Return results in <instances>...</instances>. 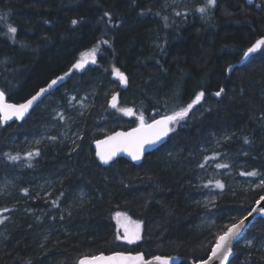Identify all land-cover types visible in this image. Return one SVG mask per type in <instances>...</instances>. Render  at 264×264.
Wrapping results in <instances>:
<instances>
[{"label":"trees","instance_id":"obj_1","mask_svg":"<svg viewBox=\"0 0 264 264\" xmlns=\"http://www.w3.org/2000/svg\"><path fill=\"white\" fill-rule=\"evenodd\" d=\"M261 38L264 0H215L212 6L207 0H0V90L7 99L20 103L64 77L26 119L0 120V176L20 161L21 183L31 172L62 175L45 197L0 196V264H77L81 256L114 251L180 255L179 264L207 257L216 238L263 192L222 194L210 211L216 224L200 233L190 227L201 212L191 202L200 165L229 156L243 166L239 174H264V45L245 56ZM93 49L95 63L73 69ZM114 68L126 83L113 78ZM201 91L188 115L171 123L167 142L140 164L95 160L94 140L137 125L141 115L145 123L171 115ZM50 99L77 110L88 103L75 143L56 137L24 152L10 147L12 135L40 123L41 104ZM215 137H225L219 147ZM74 189L82 205L61 210ZM117 212L139 223V239L119 240ZM254 222L247 231L264 237V217ZM233 250L228 264H264V250L255 245L239 240Z\"/></svg>","mask_w":264,"mask_h":264},{"label":"rangeland","instance_id":"obj_2","mask_svg":"<svg viewBox=\"0 0 264 264\" xmlns=\"http://www.w3.org/2000/svg\"><path fill=\"white\" fill-rule=\"evenodd\" d=\"M89 52L90 51L83 53L85 54L83 58L87 61L84 66L79 69L73 67V69L82 70L87 65L92 63L93 57L88 55ZM81 59L82 55L79 57L77 62L81 61ZM113 78L122 83L114 72ZM50 97L52 96H48V98ZM41 105L45 107V111H43L40 123L38 125L35 123L28 129L21 128L20 134L12 135L9 140H7V144L10 147H20L22 152H24L26 150H32L45 139H52L56 137L70 138L72 142L75 143L80 135L78 118L86 109L88 103H84L83 101L78 110L75 109L72 102L67 105H62L60 101H56L54 99H50ZM137 123H140V117L137 118ZM224 138L225 137H215L213 140V144L215 145L214 147H219V141ZM217 164H224L227 165V167L218 168L216 166ZM202 165L203 167L200 165L196 171L195 180L193 182V185H195L193 189H196L197 191L196 197L193 199L191 198V202L198 204L201 208L200 216H197L195 218V222L190 225V227H192L197 233H200L216 224L215 216L213 213H210V211L214 208V206H216V202L222 194L234 197L236 192L240 189H261L263 191L262 194H264V184L261 183L264 181V174L259 176H243L239 174L238 169L243 166H240L235 159H232L229 156H221L218 161L211 158ZM16 167V169H12L11 166H8L1 174L0 196L9 194L12 199H22L34 196L45 197L51 192L55 183L60 182L62 178V175L59 172L49 173L44 176L31 172L29 174L30 178H28L25 183H21V177L23 176L21 169L25 168V162L20 161L17 163ZM219 178L222 179L221 183L223 184V188L216 187V184L214 183ZM25 189L27 192H25ZM79 195V190L74 189L72 193L67 196L66 201L60 204L59 208L61 210L66 207H73L75 209L79 208L82 205ZM117 213L122 215L118 218ZM117 213L114 216L117 237H119V240L128 243L129 240L124 239V229L120 225L123 223L134 224L136 222L129 219L123 212ZM118 219L120 223H118ZM254 221L251 222L248 228L254 227ZM2 232L3 230L0 231V238L2 236ZM249 241H251V244H249ZM240 242L250 247L255 245L258 249L264 250V237H259L255 231H251L249 233L246 230L241 237Z\"/></svg>","mask_w":264,"mask_h":264},{"label":"snow or ice","instance_id":"obj_3","mask_svg":"<svg viewBox=\"0 0 264 264\" xmlns=\"http://www.w3.org/2000/svg\"><path fill=\"white\" fill-rule=\"evenodd\" d=\"M207 4L212 6L215 4V0H207ZM205 8L201 7L198 9L201 13L205 12ZM73 24L76 21L72 22ZM9 31L12 33L16 32L15 27H9ZM105 43H107L105 41ZM264 45V38H261L256 41V43L247 50L245 56L253 53L261 48ZM85 54H82L81 61L77 62L73 67L79 69L84 66L87 62L83 57ZM88 55L92 56V63H95V49L90 50ZM114 73L119 77L122 83L127 82L126 76L119 71V69H113ZM67 75V74H66ZM60 79H63L62 77ZM57 81L53 80L52 83L48 86L49 88L52 85L56 84ZM47 89L41 88L40 91L31 99L27 100L25 103L20 104H12L7 103L5 100V94L0 92V120L7 121L11 120L13 117L17 119H22L25 113L29 110V108L33 105L34 101L41 96V94L45 93ZM223 89L220 92L215 93V95L219 96ZM204 96V92H199L195 99L189 103L186 107H181L178 111H174L171 115L164 116L162 119L154 120L151 124H147L144 122L143 115L140 116V125L137 128H134L130 132H117L114 135L108 136L105 140H99L96 142L97 152L96 155L100 158V160L104 163H108L118 152H127L133 160H139L142 154V150L145 144L154 143L156 140H159L162 136L167 135L171 129L168 127L170 123L178 122L179 120L184 119L189 111L193 108L195 104H198L202 97ZM117 97L114 95L112 97V107H117L116 104ZM120 111L124 112L126 115H132V109L130 108H121ZM38 154V153H37ZM31 155V153L29 154ZM15 160L16 157H10ZM218 168L227 167L224 164H217ZM203 167V165H201ZM241 175H245V173H241ZM246 175L255 176V172L247 173ZM211 183V181H210ZM264 184V181L261 182ZM216 187L223 188V184L220 181L215 182ZM25 192L27 190L25 189ZM261 200H264V197H261ZM259 203V202H258ZM4 211H8L5 209ZM255 211V209L253 210ZM122 214L117 213V217L119 218ZM251 215V213H249ZM127 219V218H125ZM246 219V218H245ZM4 220L0 219V223H3ZM118 223H120L118 219ZM244 223L243 220L239 221L237 224H233L228 227L227 231L224 232L217 238L215 246L211 249V255L208 260L203 261V264H209V261H212L213 258L218 255L221 256L220 264H225V261L228 259V256L231 254V241L233 238L237 236L240 232V225ZM124 229V239L129 240L131 242L133 239H139V223H123L120 225ZM119 238V237H118ZM251 244V241H249ZM156 261L159 264H169L167 258L163 257H155ZM78 264H144L142 256H124L122 253H116L110 257H104L103 255L94 256V257H84L81 258ZM147 264H151V262H147Z\"/></svg>","mask_w":264,"mask_h":264},{"label":"water","instance_id":"obj_4","mask_svg":"<svg viewBox=\"0 0 264 264\" xmlns=\"http://www.w3.org/2000/svg\"><path fill=\"white\" fill-rule=\"evenodd\" d=\"M250 1V0H248ZM256 43V42H255ZM254 43V44H255ZM61 78V77H60ZM60 78H55V79H52L50 81H48L46 84H44L43 86L39 87L33 94H31L29 97H27L24 101L20 102V103H25L27 100L31 99V97L35 96L41 88H44V89H47V91L43 94H41V96L37 99V101H34L33 102V105L29 108V110L25 113L24 117L22 119H17L15 117H13L11 120H7V121H3L1 120L2 122L4 123H10V122H14V121H17V122H21L23 121L24 119L27 118V116L30 114L31 110L44 98L46 97L47 95H49L53 90H55L64 80V77H62L63 79H60ZM55 80L57 81L56 84L52 85L51 88H49L48 86L52 83V81ZM0 92H3L2 90H0ZM4 93V92H3ZM5 100L7 103H12V104H20V103H15V102H12L10 100L7 99L6 95H5ZM164 116L166 115H162V116H159L155 119H153L152 121L150 122H147V124H151L154 120H159V119H162ZM140 125L137 124L133 127H130V128H127V129H121V128H117L115 130H113L112 132L94 140L92 142V151H93V154H94V158L95 160L105 166V165H108L109 163H111L112 161L116 160L117 158H124L126 159L127 161L133 163V164H140L143 160V158L149 154L150 152L154 151L155 149H157L158 147L164 145L169 136H170V133L171 131H169L167 133V135H164L162 136L159 140H156L154 143H149V144H145L144 145V148L142 150V154H141V157L139 160H133L132 157L127 153V152H118L108 163H104L100 160V158L96 155V152H97V148H96V142L99 141V140H105L108 136H111V135H114L115 133L117 132H130L132 131L134 128H137L138 126ZM168 127L171 129V123L168 125ZM261 197H264V194H262L258 199L257 201L254 203V205L252 206V208L250 209V211L244 215L242 218H240L239 220H237L236 222L232 223L231 225L233 224H237L239 223V221L243 220L244 223L242 225H240V232L237 234V236L235 238L232 239L231 241V248H232V251H231V254L228 256V259L225 261V264H228L230 259L233 257L234 255V250H233V246L236 242H238L241 237L243 236V234L246 232V230L248 229V227L250 226L251 222H253L255 219L257 218H263L264 217V200H261ZM259 202V203H258ZM255 209V211H253ZM249 213H251V215H249ZM246 218V219H245ZM230 225V226H231ZM228 229V228H227ZM227 231V230H226ZM225 231V232H226ZM224 233V232H223ZM222 233V234H223ZM220 234V235H222ZM219 235V236H220ZM218 236V237H219ZM217 237V238H218ZM217 238H216V241H217ZM216 241L214 243V245L211 247V249L215 246L216 244ZM211 249L207 255V257H205L204 259H201V260H198V261H193L191 259H186L187 263L188 264H203V261H206L208 260L209 256L211 255ZM116 253H122L124 256H131V257H136V256H142L143 257V262L144 264H147V262H151V264H159L158 261H156L154 258L159 256V257H163V258H167L168 259V262L169 264H179L183 259L184 257L180 256V255H154V256H151V257H145V255L142 253V252H126V251H114V252H111V253H98L96 255H85V256H81L78 261H77V264L78 262L80 261L81 258H84V257H94V256H100V255H103L104 257H110V256H113L115 255ZM220 259H221V256L218 255L217 257L213 258L212 261H209V264H220Z\"/></svg>","mask_w":264,"mask_h":264}]
</instances>
